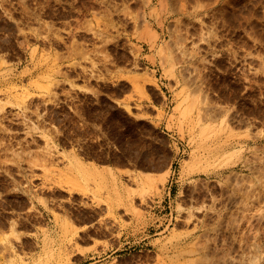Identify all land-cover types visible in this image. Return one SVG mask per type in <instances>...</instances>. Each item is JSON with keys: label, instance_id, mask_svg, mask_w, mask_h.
Returning <instances> with one entry per match:
<instances>
[{"label": "rangeland", "instance_id": "374dc122", "mask_svg": "<svg viewBox=\"0 0 264 264\" xmlns=\"http://www.w3.org/2000/svg\"><path fill=\"white\" fill-rule=\"evenodd\" d=\"M0 264H264V0H0Z\"/></svg>", "mask_w": 264, "mask_h": 264}, {"label": "bare ground", "instance_id": "6f19581e", "mask_svg": "<svg viewBox=\"0 0 264 264\" xmlns=\"http://www.w3.org/2000/svg\"><path fill=\"white\" fill-rule=\"evenodd\" d=\"M92 163H94V162H92ZM94 164H95V163H94ZM104 166H105V167H106V166L111 167L110 165H104Z\"/></svg>", "mask_w": 264, "mask_h": 264}]
</instances>
